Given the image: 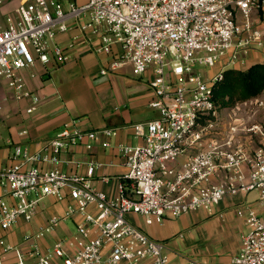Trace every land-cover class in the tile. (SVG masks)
Wrapping results in <instances>:
<instances>
[{
  "label": "built area",
  "instance_id": "2783aa9c",
  "mask_svg": "<svg viewBox=\"0 0 264 264\" xmlns=\"http://www.w3.org/2000/svg\"><path fill=\"white\" fill-rule=\"evenodd\" d=\"M16 12L0 28V81L17 98H32L29 111L42 98L29 90L23 70L67 61V48L55 39L78 26L94 51L111 55L103 74L126 64L136 75L154 70L150 106L159 116L134 125L142 144H117L127 171L116 197L92 185L99 163L90 162L86 175L27 167L40 153L15 145L12 163L0 168V264H8L9 252L15 264L29 256L36 264H169L167 242L150 237L129 214L162 223L199 209L213 213L225 196L253 191L260 208L239 210L247 230L232 264H264V93L228 108L234 110L227 116L214 99L227 69L248 68L256 62L252 53L264 54V0H23ZM116 135V128L85 130L73 119L47 149L59 162L63 149L91 148L100 136L111 146ZM47 195L72 200L65 215L77 217L76 230L43 248L39 238L61 221L53 216L20 244L8 242L4 234L20 219L31 221Z\"/></svg>",
  "mask_w": 264,
  "mask_h": 264
},
{
  "label": "crops",
  "instance_id": "0c3cea01",
  "mask_svg": "<svg viewBox=\"0 0 264 264\" xmlns=\"http://www.w3.org/2000/svg\"><path fill=\"white\" fill-rule=\"evenodd\" d=\"M75 1L83 4L87 0ZM10 7L15 10L17 18L18 5ZM7 25L8 22L4 27ZM55 41L67 48V61L59 64L37 61L34 66L23 70L29 90L42 98L32 111H29L32 98H17L14 90L5 81H0V168L12 163L15 145H20L31 154L40 153V159L29 161L27 167H57L67 173L86 175L88 164L95 162L99 163V167L89 177L92 185L109 196L116 197L120 193V181L127 171L125 158L117 144H142L144 139L136 134L134 125L159 116V111L150 106L155 97L149 85L150 79L154 77V70L149 69L143 75H136L132 65L126 64L103 74L101 71L108 67L111 55L94 51L78 26L58 33ZM120 49L121 46L115 44L114 51ZM251 57L256 62H264L259 53H252ZM73 119L85 130L116 128L117 135L111 139L112 145L103 146L100 141L105 138L100 136L97 141H90L91 148L78 143L61 150L59 162L51 160L53 152L47 149V142L56 137ZM105 177L110 180L105 181ZM71 202L69 197L62 200L52 195L43 197L39 201L35 217L31 221L20 219L4 237L10 243L20 244L27 233L40 231L51 217L58 216L61 221L55 230L47 232L38 240L43 248L50 247L57 238L76 230L77 217L65 215ZM249 204L256 209L260 208L255 191L225 196L213 213L199 209L181 215L191 219L192 224L195 223L194 215L199 216L196 222L205 217L215 218L202 231V235L205 234V237H201L202 240L191 235L182 245L171 241L177 235V228L175 223H171V219L146 224L141 215L131 213L129 218L150 237L167 242L169 264H188L194 259L204 264H232V258L240 250L242 235L247 230L245 217L239 210ZM208 241H212V244L216 242L215 247L221 244L224 249H204V243ZM24 247L25 250H30L26 244ZM2 252L3 246L0 244V253ZM5 259L8 264L16 262L13 252L5 254ZM55 261L60 262L59 259ZM27 264H36L35 258L29 256Z\"/></svg>",
  "mask_w": 264,
  "mask_h": 264
},
{
  "label": "trees",
  "instance_id": "16d2710c",
  "mask_svg": "<svg viewBox=\"0 0 264 264\" xmlns=\"http://www.w3.org/2000/svg\"><path fill=\"white\" fill-rule=\"evenodd\" d=\"M264 93V62L248 68H230L214 86V99L219 110L233 108Z\"/></svg>",
  "mask_w": 264,
  "mask_h": 264
},
{
  "label": "rangeland",
  "instance_id": "374dc122",
  "mask_svg": "<svg viewBox=\"0 0 264 264\" xmlns=\"http://www.w3.org/2000/svg\"><path fill=\"white\" fill-rule=\"evenodd\" d=\"M22 1L23 0H6L4 3L0 4V26L1 27L5 26V24L8 22V19L15 20V18H16L15 10L13 8H11L10 6L16 5V4L19 5ZM260 56H261L260 59L264 60V54H261ZM242 107H243L242 109H244V107H246V106L242 105ZM233 110L234 109H228V108L226 109L225 108L222 111V115H226V116L231 115V114H233L232 113ZM198 217L199 216L194 215L193 219L195 220V223H193V224L190 223L191 219H189L188 217H182L181 216V217H177V218H170L172 220L171 223H175V227L177 228V235L175 237H172L171 241L176 242L178 245L179 244L182 245V244H185L187 242V240H189L191 238V235L195 236V238L198 240H202L201 237L202 236L205 237V234L202 235V231H204V229L206 228L205 226L211 224V222L215 218L205 217L202 221L196 222ZM139 227H141V226H139ZM215 243L216 242H213V244H212V241L211 242H209V241L205 242L204 243L205 244L204 249L209 250L210 248H214L213 249L214 251L224 249L223 245H221V244H220V246L216 245V247H215V245H214ZM187 258H189V257H187Z\"/></svg>",
  "mask_w": 264,
  "mask_h": 264
}]
</instances>
